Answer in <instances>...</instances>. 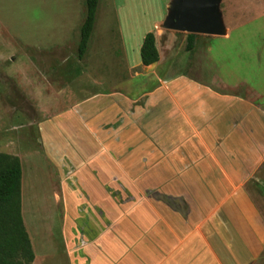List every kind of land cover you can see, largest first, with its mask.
<instances>
[{
	"label": "crops",
	"instance_id": "obj_1",
	"mask_svg": "<svg viewBox=\"0 0 264 264\" xmlns=\"http://www.w3.org/2000/svg\"><path fill=\"white\" fill-rule=\"evenodd\" d=\"M154 34L155 64H142L143 41L122 52L149 90L133 96L101 74L87 95L68 86L76 101L45 127L63 254L69 264H264V79L231 82L216 67L204 79L192 64L165 72Z\"/></svg>",
	"mask_w": 264,
	"mask_h": 264
},
{
	"label": "rangeland",
	"instance_id": "obj_2",
	"mask_svg": "<svg viewBox=\"0 0 264 264\" xmlns=\"http://www.w3.org/2000/svg\"><path fill=\"white\" fill-rule=\"evenodd\" d=\"M170 1L99 0L88 50L79 60L86 0H0V152L22 161V215L35 253L32 264H69L61 248L60 175L44 142L51 119L60 123L61 113L76 101L68 86L82 87L87 95L105 74L121 82L117 89L132 87L133 96L149 90L152 78L133 79L143 71H129L122 52L124 43L135 51L154 30L163 33L165 72L190 71L192 64L190 72L204 79L216 67L231 82H263L262 64L253 62L256 46L264 49V0H221L223 36L231 33L230 38L198 34L192 51L186 50L187 33L162 28Z\"/></svg>",
	"mask_w": 264,
	"mask_h": 264
},
{
	"label": "trees",
	"instance_id": "obj_3",
	"mask_svg": "<svg viewBox=\"0 0 264 264\" xmlns=\"http://www.w3.org/2000/svg\"><path fill=\"white\" fill-rule=\"evenodd\" d=\"M99 0H86V16L77 49L82 60L92 36ZM196 34L187 35L186 50L195 47ZM141 61L149 66L160 59L154 32L143 39ZM22 164L16 155L0 152V264H32L35 253L22 215ZM172 205L176 204L170 201Z\"/></svg>",
	"mask_w": 264,
	"mask_h": 264
},
{
	"label": "water",
	"instance_id": "obj_4",
	"mask_svg": "<svg viewBox=\"0 0 264 264\" xmlns=\"http://www.w3.org/2000/svg\"><path fill=\"white\" fill-rule=\"evenodd\" d=\"M220 3L221 0H171L162 28L187 34L223 36L226 27Z\"/></svg>",
	"mask_w": 264,
	"mask_h": 264
}]
</instances>
